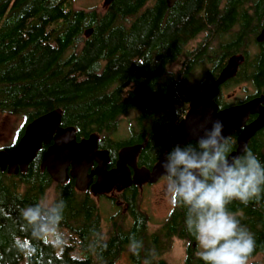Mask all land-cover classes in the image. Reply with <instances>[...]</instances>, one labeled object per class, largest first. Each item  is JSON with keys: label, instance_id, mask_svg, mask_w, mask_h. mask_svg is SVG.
I'll list each match as a JSON object with an SVG mask.
<instances>
[{"label": "trees", "instance_id": "obj_1", "mask_svg": "<svg viewBox=\"0 0 264 264\" xmlns=\"http://www.w3.org/2000/svg\"><path fill=\"white\" fill-rule=\"evenodd\" d=\"M72 2L0 0V112L24 116L16 142L30 121L60 108L61 126L74 127L77 140L97 133L112 163L122 147L143 141L142 154L154 159L177 144L195 145L176 142L180 123L192 99L236 58V70L214 98L218 109L227 106L223 93L243 82L252 85L253 96H264V41L256 40L264 27V0H175L171 7L166 0H112L102 10L76 9ZM128 115L133 122L122 129L128 135L113 138ZM240 131L227 137L230 152ZM46 148L25 172L0 170V264H116L135 244L134 260L167 264L154 258L161 240L172 237L189 240L184 264H205L192 246L197 240L183 206H175L150 236L146 215L136 210L130 230L115 221L105 235L93 196L76 190L73 178L55 183L40 167ZM246 148L264 165V127ZM53 183L54 205H64L62 219L54 233L37 236L22 210L42 204ZM227 210L253 236L249 258L264 254V192L246 205L233 200ZM250 264H264V258Z\"/></svg>", "mask_w": 264, "mask_h": 264}, {"label": "clouds", "instance_id": "obj_2", "mask_svg": "<svg viewBox=\"0 0 264 264\" xmlns=\"http://www.w3.org/2000/svg\"><path fill=\"white\" fill-rule=\"evenodd\" d=\"M220 120L211 121L195 145L177 144L165 156V171L173 206L187 208L186 226L202 249L205 264H248L253 236L227 210L233 200L248 204L264 192V165L245 148L229 159L231 146ZM63 202L37 204L22 210L35 235L55 232L62 219ZM139 244L133 246V250Z\"/></svg>", "mask_w": 264, "mask_h": 264}, {"label": "water", "instance_id": "obj_3", "mask_svg": "<svg viewBox=\"0 0 264 264\" xmlns=\"http://www.w3.org/2000/svg\"><path fill=\"white\" fill-rule=\"evenodd\" d=\"M110 1L112 0H105V3ZM174 1L166 0L167 6L171 7ZM85 35L88 36L89 32ZM256 40H264V27ZM233 70L232 64L226 66L217 80L206 86L192 99L180 123L175 137L176 142L197 141L204 134V129L211 127V121L220 120L224 125L225 137L232 134L236 128H242L237 138L236 149L229 153V159H231L242 154L252 136L264 127V105H261L263 101L261 98L220 110L214 102L217 85ZM250 113H257L258 116L245 124V119ZM61 116V109L55 108L30 121L12 148L0 149V170L8 174L27 171L37 152L46 145L40 167L47 171L55 183L62 184L68 178H73L75 189L78 191H86L90 188L93 194L110 192L113 185L117 183L125 182L128 185L155 182L161 176H165V171L161 167L165 154L151 169L137 167L136 158L145 147L146 141L122 147L117 154L115 167L107 170L108 151L98 148V134L92 133L86 138L77 140L74 127L61 126ZM94 164H96L95 167L89 172ZM130 168L134 171L132 178ZM93 175H97V180L91 184Z\"/></svg>", "mask_w": 264, "mask_h": 264}, {"label": "rangeland", "instance_id": "obj_4", "mask_svg": "<svg viewBox=\"0 0 264 264\" xmlns=\"http://www.w3.org/2000/svg\"><path fill=\"white\" fill-rule=\"evenodd\" d=\"M72 5L74 8L78 9H87L89 7H95L97 9L102 10L105 5V0H73ZM239 61V58L231 59L227 64L236 65V62ZM177 64H173L171 69H176ZM197 76V73L195 74ZM195 78V77H193ZM253 88L248 83H240L238 85L232 86L228 88L225 92L226 96H229L230 101L238 100L244 98L246 95L252 93ZM132 115L123 116L120 118V130L113 134V138H125L128 133H126V129L130 123L133 121L130 120ZM130 121V122H129ZM24 122V116L20 113H11V112H0V149L12 146L16 142V138L18 136V132ZM129 122V124H128ZM168 183L167 178L163 179L161 182L157 183L152 189L150 185H146L143 188L144 196L142 197V205L147 203L148 208H150V212L152 213L153 218L151 219L154 227L156 228L158 225H161L162 221H160L164 216H167L169 209L171 208V197L167 192L166 185ZM162 189L165 191V194L162 195L160 192ZM56 187L53 183L46 191L42 204L46 205H54V200L56 198ZM117 196V192H112L110 194V198H113L115 201ZM99 210L100 218H101V226L102 231L105 235L109 231V216L110 214L116 210L113 206L111 207L109 201L104 196H94L93 197ZM117 201V200H116ZM146 207V204H145ZM121 208V205H120ZM124 207H122V211ZM149 212L147 209H144ZM122 214V212H121ZM149 215V214H148ZM157 219V220H156ZM160 221V222H159ZM172 244L170 249H168L167 259L169 260V264H183L185 258V241L180 238H174L171 241ZM197 250L198 252L202 251V249L198 245L197 241ZM127 253L123 252L116 264H128L127 263ZM264 258V254H258L253 258H249L248 264L251 262H261ZM131 263V262H130Z\"/></svg>", "mask_w": 264, "mask_h": 264}, {"label": "flooded vegetation", "instance_id": "obj_5", "mask_svg": "<svg viewBox=\"0 0 264 264\" xmlns=\"http://www.w3.org/2000/svg\"><path fill=\"white\" fill-rule=\"evenodd\" d=\"M264 41V40H263ZM262 42V41H260ZM237 63V62H236ZM229 64H226V66H228ZM225 66V67H226ZM224 67V68H225ZM234 67V70L233 72L236 70V65L233 66ZM223 68V69H224ZM222 69V70H223ZM232 72V73H233ZM221 73V72H220ZM231 73V74H232ZM220 75V74H219ZM230 75V74H229ZM219 77V76H218ZM228 77V75L226 76ZM225 77V78H226ZM224 78V79H225ZM218 79V78H217ZM216 79V80H217ZM223 79V80H224ZM222 80V81H223ZM215 81V80H214ZM222 81L217 85V94H218V87L219 85L222 83ZM213 82V81H212ZM211 82V83H212ZM210 84V83H209ZM208 84V85H209ZM207 85V86H208ZM252 86V85H251ZM205 88V87H204ZM223 93V92H222ZM254 93V91H252V93L246 95L244 98H241V99H238V100H234V101H230L229 100V96H226L225 92L223 93V97H224V104L227 106L223 107L222 109H226L228 107H231V106H234V105H238V104H241V103H245L247 101H250L252 99H255V98H261L263 101L261 102V105H264V96H253L252 94ZM216 94V95H217ZM216 95L214 96V98L216 97ZM252 95V96H251ZM213 98V100H214ZM236 101H240V103H234L232 105H230L229 103L231 102H236ZM215 102V101H214ZM217 105V104H216ZM230 105V106H229ZM224 106V105H223ZM218 107V105H217ZM220 110V109H219ZM258 116L257 113H250L248 115V117L245 119V124H248L250 123L251 121H253L256 117ZM185 117V116H184ZM242 129V128H241ZM241 132V131H240ZM128 146V145H127ZM6 148V147H5ZM98 148L99 149H102L99 147L98 145ZM3 149V148H2ZM144 149V148H143ZM142 149V150H143ZM106 150V149H105ZM142 150L140 151V153L138 154L137 158H136V165L137 167H146L148 169H151L153 167V165L159 160V158L163 155H160V157L154 159L153 158V155L150 154V153H143L142 154ZM108 151V150H107ZM119 150L117 151V154H118ZM117 154H116V158H115V161L114 163L111 162V155L108 153V156H109V162L107 164V167L106 169L107 170H111L112 168L115 167V164H116V161H117ZM165 154V153H164ZM166 155V154H165ZM96 164H94L89 172L95 167ZM134 174V171L132 168H130V177L132 178ZM167 178V176H161L160 178H158V180H156L155 182H144V183H141V184H134V183H130L128 185H126L125 182H122V183H117V184H114L111 191L110 192H102V193H97V194H93L90 190V188L86 191H88L93 197L94 196H104L107 198V200L109 201L111 207L113 206L114 208H116V210L114 209V211L110 214L109 216V224H110V227L113 225V222L115 223L118 222L120 225H122L125 229L127 230H130V228L133 226V218H132V211L133 210H136L137 212H141L143 214L146 215V220H145V228H146V233L148 236H150L152 233L156 232L157 230H159L161 228V226L163 225V223H165L167 221V219L169 218V216L171 215L172 211L174 210V207L173 205H171V208L169 209V212L167 214V216H164L160 221H162L161 225H158L156 228L154 227V224L152 222V213L150 212V208H148L147 206V203H144L142 205V197L144 196V191H143V188L146 186V185H150L151 189L159 182H161L163 179ZM97 180V175H93L92 176V180H91V184L92 183H95ZM112 192H117V196H116V199L115 201H113V198H110L108 196H110V194ZM162 195L165 194V191L162 189V191L160 192ZM132 195H135V198L133 200L132 198ZM142 199V200H141ZM117 200V201H116ZM145 204H146V207H145ZM120 205H121V208H120ZM122 207H124V210L122 211ZM144 209H147L149 212L147 213V211H145ZM122 212V214H121ZM149 214V215H148ZM154 219V218H153ZM157 220V219H156ZM159 221V222H160ZM111 229L109 228V231ZM108 231V232H109ZM107 232V233H108ZM174 238H177V237H172L171 239H164V240H161V254L158 252V255L157 257L155 256L154 260H158V259H163L167 264H169V260L166 258L167 257V254H168V249H170L171 245V241L172 239ZM181 239V238H180ZM185 241V258H186V252H187V248L189 246V240L187 239H183ZM192 246H196V243H193ZM123 252H126L127 253V263L128 264H150V262H153V261H145V260H141V259H136L134 260L132 258V254L135 253V251L133 250V246L132 245H127L126 248L121 252V254ZM120 254V255H121ZM185 258H184V262H185ZM118 260V259H117ZM131 262V263H130ZM117 263V262H116ZM184 264V263H183Z\"/></svg>", "mask_w": 264, "mask_h": 264}]
</instances>
